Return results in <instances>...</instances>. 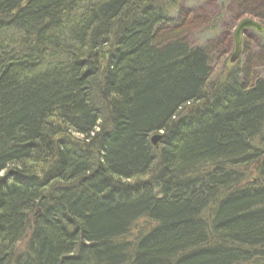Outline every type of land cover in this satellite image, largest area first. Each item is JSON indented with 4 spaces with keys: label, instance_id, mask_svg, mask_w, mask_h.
Returning a JSON list of instances; mask_svg holds the SVG:
<instances>
[{
    "label": "trees",
    "instance_id": "16d2710c",
    "mask_svg": "<svg viewBox=\"0 0 264 264\" xmlns=\"http://www.w3.org/2000/svg\"><path fill=\"white\" fill-rule=\"evenodd\" d=\"M182 2L0 0V264H264V53Z\"/></svg>",
    "mask_w": 264,
    "mask_h": 264
},
{
    "label": "rangeland",
    "instance_id": "374dc122",
    "mask_svg": "<svg viewBox=\"0 0 264 264\" xmlns=\"http://www.w3.org/2000/svg\"><path fill=\"white\" fill-rule=\"evenodd\" d=\"M231 5V0H183L182 2V10L175 12L174 15L177 19L184 17L185 13H193L197 16L202 15L205 17L214 16L220 10V8L227 9L223 14V19L221 23L218 25V28L215 32L208 31L207 28L201 29L199 34L193 35L192 42L201 43V41L208 40H216L221 41L223 43V60L221 62H226L227 60H231L232 56L236 51V44L234 39V34L238 24L243 19H252L260 23L257 19L252 17H243L240 20H234L235 12L229 8ZM261 24V23H260ZM263 27L264 25L261 24ZM226 43V44H225ZM246 44L250 47V51L252 53H264V33H258L254 30H247L243 34L242 38V50L240 54L241 61L244 60V50ZM239 59V61H240ZM220 65V64H219ZM222 67L219 66V70ZM259 75L264 78V69L258 71Z\"/></svg>",
    "mask_w": 264,
    "mask_h": 264
},
{
    "label": "water",
    "instance_id": "95a60500",
    "mask_svg": "<svg viewBox=\"0 0 264 264\" xmlns=\"http://www.w3.org/2000/svg\"><path fill=\"white\" fill-rule=\"evenodd\" d=\"M247 30H254L258 33H264V27L258 23L255 20L252 19H243L237 26L235 34H234V39H235V44H236V51L234 55L231 58V64H235L238 62L240 59V54L242 50V38L243 34ZM162 138V134H156L152 137L151 142L155 148L159 147V142Z\"/></svg>",
    "mask_w": 264,
    "mask_h": 264
}]
</instances>
